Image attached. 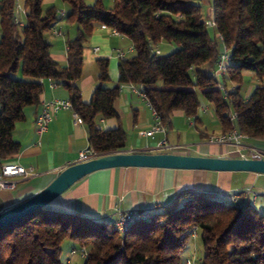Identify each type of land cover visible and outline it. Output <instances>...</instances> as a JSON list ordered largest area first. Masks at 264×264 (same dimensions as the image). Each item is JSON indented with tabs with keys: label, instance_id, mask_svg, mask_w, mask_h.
<instances>
[{
	"label": "trees",
	"instance_id": "16d2710c",
	"mask_svg": "<svg viewBox=\"0 0 264 264\" xmlns=\"http://www.w3.org/2000/svg\"><path fill=\"white\" fill-rule=\"evenodd\" d=\"M61 1L67 10L59 17L54 5L44 10L43 0H24L21 25L16 20L17 0H0V162L19 153L21 145L12 137L14 126L26 106L38 104L40 80L45 78L68 89L95 156L125 149L126 133L120 125L102 130L97 121L118 119L114 102L120 85L129 83L142 87L167 129L175 111L198 121L200 93L213 105L220 134L237 129L248 139L264 140V85L240 94L245 71L264 84V0H209L212 15L207 16L215 21L214 32L195 0H113L109 7L103 0ZM61 20L76 27L75 36L66 39L65 65L51 57L48 40ZM102 24L127 37L134 55L119 60L117 85L112 87L104 85L109 81L108 59L97 58L98 85L86 103L76 82L85 44ZM217 34L231 48L222 81L233 82L236 90L226 100L210 74L221 51ZM161 41L174 43L177 49L163 55L156 46ZM215 196L186 189L161 211L150 212L122 233L112 222L46 205L0 228V264H63L65 240L86 251L82 264H186L183 253L197 231L203 255L195 264H264V210L258 212L250 201L242 199L236 206Z\"/></svg>",
	"mask_w": 264,
	"mask_h": 264
},
{
	"label": "crops",
	"instance_id": "0c3cea01",
	"mask_svg": "<svg viewBox=\"0 0 264 264\" xmlns=\"http://www.w3.org/2000/svg\"><path fill=\"white\" fill-rule=\"evenodd\" d=\"M54 1L56 0H43V3H53ZM15 13L19 23L23 25L25 20L20 18L26 13L24 0H17ZM207 15H212L210 6ZM209 29L214 30L213 28ZM101 30L104 42L102 40L99 42L102 43V47L95 45L85 48L88 55L85 57V51H83L82 73L76 82L82 100L86 103L90 101L91 95L98 85L99 71L96 61L93 62V59L108 57L110 60L116 59L118 65L119 59L116 57V52L122 50L127 57V54L133 50L132 45L123 48L128 44L127 37L111 35L109 29L101 28ZM49 42L51 57L65 65L66 34L64 33L63 37H56L52 41L49 40ZM117 45L118 47H115ZM94 47L98 48L96 52L93 51ZM109 65V81L110 77L112 80L104 85L112 87L117 85L118 76L116 78L115 68L109 75ZM40 82L43 85V91L38 104L29 105L23 109V118L16 122L12 132L13 139L20 143L21 149L11 160L0 162V166L12 162L26 168L32 167L36 174L25 178H16L12 188L0 189V212L21 203L42 190L63 168L77 162L79 152L89 147L86 125L82 122L75 123L72 112L68 109H62L55 113L48 129L40 136L36 134L34 119L40 111L41 104L55 99L67 100L69 98V91L62 84L46 78L41 79ZM114 107L118 113V119H99L97 125L102 130L112 129L119 125L123 129V120L127 121L130 139L126 135L125 149L121 152H162L155 149L156 141L162 137V134H156L153 139L139 135V131L147 129L153 122V114L149 105L140 101L137 95L130 91L128 84L120 85ZM173 115L183 116L187 125L195 131L191 141H187L189 138L187 135H184L183 143L170 141V130L174 126L171 121L166 133L169 143L187 145L189 148L186 154L212 157L230 156L231 146L207 142L209 135H217L221 132L220 123L216 118L211 119L212 131L208 132L206 123L209 119L203 115L199 116L196 123H194L193 117H186L181 111H175ZM245 143L264 151V140L247 138ZM245 188H250L260 195L254 202L251 195L245 196L243 203L250 201L255 207L257 204L264 206V197H262L264 196V174L157 167H113L89 173L51 201L49 206L67 213L84 215L99 222L111 223L117 209L124 212L132 210L159 212L186 189L202 190L217 195L218 192L241 191ZM73 248L68 251L65 263L82 264L84 258L79 253L72 254Z\"/></svg>",
	"mask_w": 264,
	"mask_h": 264
},
{
	"label": "built area",
	"instance_id": "2783aa9c",
	"mask_svg": "<svg viewBox=\"0 0 264 264\" xmlns=\"http://www.w3.org/2000/svg\"><path fill=\"white\" fill-rule=\"evenodd\" d=\"M113 1V0H110ZM64 10H58V16L62 17L64 16ZM17 22L18 19L16 18ZM59 22H57L54 27L51 30V34L56 37H63L64 32L59 27ZM206 26L209 28L215 27V21L213 18H208L205 22ZM101 28L103 29H109L110 34L114 36H119L120 34L109 27H107L105 24L101 25ZM217 38L219 40V43L221 45V51L219 54V57L215 63L214 69L210 71V74L212 77L217 81V88L218 92L222 99L226 100L230 92H234L236 90V87L233 86L230 90L226 88V85L223 83V77L225 76L227 69H228V63L230 58V51L231 48L228 47L224 41L221 35L217 34ZM98 50L97 47L93 48V51L96 52ZM152 52L158 54L159 50L156 48L152 49ZM116 57L119 60H122L125 58V52L122 50H118L116 52ZM54 85V84H53ZM128 87L132 93L137 95L138 99L141 101H144L152 110L153 114V122L149 125V127L145 130L139 131L140 136L149 137V138H155L156 134H162V137L156 141L155 149L157 151H168L173 153H181L186 154L188 150L187 145L183 144H171L168 142L166 138L167 133V127L162 123L161 117L159 114L151 107L149 100L143 91L142 87L139 85H135L132 83L128 84ZM62 109H68L71 110L74 122H81V119L77 112H75L72 108V104L69 99L62 100V99H55L48 102H43L41 104L40 111L36 114L34 119L35 124V132L37 135L43 134L49 126V123L52 121L53 116L55 113H57L59 110ZM205 108H202V111H205ZM235 119V113L233 112L230 117L229 121L233 123ZM247 139V136L243 133H240L237 129H232L228 133L225 134H217V135H209L207 137V142L210 144H217L221 146H231L232 149L229 151V155L237 156V157H245L248 158L250 155H259L262 156L264 154V151L258 149L257 147L247 145L245 143V140ZM96 157L90 147L86 148L85 150L79 152L78 160L77 162L86 161L91 158ZM36 173L32 167H24L22 165H19L17 163H4L0 166V189H7L12 188L15 184L16 178L19 177H29L34 176ZM251 195L253 202L255 199L260 195L258 192L251 190L250 188H245L241 191H230V192H218L217 196L222 199L224 202L234 204L236 206H239L241 204V201L243 197ZM262 210H264V206H262ZM150 216L149 210H132L128 212L120 211L119 209L115 212V218L112 221L113 227L119 231L120 233L124 232L126 228L142 219H146ZM193 236L195 237L196 234L194 233ZM72 254L79 253L82 258L86 257V251L84 249H80L79 251L72 250ZM186 264H195L194 259L186 258L185 259Z\"/></svg>",
	"mask_w": 264,
	"mask_h": 264
},
{
	"label": "water",
	"instance_id": "95a60500",
	"mask_svg": "<svg viewBox=\"0 0 264 264\" xmlns=\"http://www.w3.org/2000/svg\"><path fill=\"white\" fill-rule=\"evenodd\" d=\"M157 167L197 169L215 172H252L264 174V156H199L173 152H116L75 162L63 168L42 190L28 199L0 212V228L49 205L75 182L89 173L113 167Z\"/></svg>",
	"mask_w": 264,
	"mask_h": 264
},
{
	"label": "rangeland",
	"instance_id": "374dc122",
	"mask_svg": "<svg viewBox=\"0 0 264 264\" xmlns=\"http://www.w3.org/2000/svg\"><path fill=\"white\" fill-rule=\"evenodd\" d=\"M95 0H85L86 4H92L94 3ZM198 4H201L202 7V11L204 14L205 19H208L207 16V10L209 8V0H195ZM103 4L106 7L111 6V1L110 0H103ZM54 5L55 8L57 10H64L66 12L67 10V5L64 4L61 0H56L53 3H43V9L46 10L49 6ZM21 20H25V16L21 15ZM59 27L60 29L66 34V39L67 37L73 38L75 36L76 33V27L73 24H69L67 23L66 20H61L59 23ZM101 28L100 27H96L94 29V31L92 32L91 36L88 38L87 42H86V46L85 48H89V47H93L95 45H98L100 47H102V43H100L99 41L102 40L104 42L103 39V33H101ZM120 37V36H119ZM54 38V36H49V40L52 41ZM128 44L124 45L123 48L128 47L131 44V41L129 39H127ZM157 48L160 49L161 54L166 55L172 51H174L175 49H177V45H175L174 43H169L166 41H161L159 42L157 45ZM115 47H118L115 46ZM84 50V56L86 57L87 54V50ZM134 55V50H132L131 52H129L127 54V58H130ZM108 58V57H106ZM109 59V58H108ZM116 60V59H115ZM110 60L109 59V75L110 72H113V68H115L116 71V78L118 76V72H117V60ZM93 62H95V59H93ZM111 77H110V81H111ZM109 81V82H110ZM264 84L260 83L259 81H257V79L249 72H244L242 74V80L240 83V94L241 95H247L249 94L255 87L257 86H262ZM233 86H235V84L231 81H229L228 79L226 80V88L228 90H230ZM199 100H200V107L198 109V116L203 115L204 117H207L209 119L208 123H206L207 125V131L210 132L212 131V128L210 127L211 124V119L215 118V113H214V109H213V105L211 103H209L200 93H199ZM202 108H205V111H202ZM194 119V117L192 118ZM171 121L174 123V126L172 128V130H170V134H169V140L170 141H178L179 143H183V137L184 135L189 136L187 141H191L192 137L194 136V129L190 128L187 123L184 121L183 116L181 115H173L171 117ZM127 121L123 120V129L126 132V135L128 137V139H130V132L127 130ZM178 135V137H177ZM178 139V140H177ZM130 141V140H129ZM175 144V143H174ZM206 147V146H205ZM264 197V196H262ZM216 198V197H215ZM256 209L258 210V212H261L262 210V206H260L259 204L256 205ZM69 240H65L62 244V248H63V252H62V261L63 264L65 263L66 259H67V255H68V251L74 247L75 249L79 250L78 247H76L74 244ZM203 255V246H202V241H201V237H200V232L197 231V237L193 238L187 245L184 253H183V258H190V259H198L200 257H202Z\"/></svg>",
	"mask_w": 264,
	"mask_h": 264
}]
</instances>
